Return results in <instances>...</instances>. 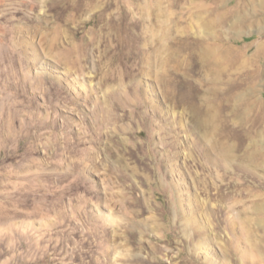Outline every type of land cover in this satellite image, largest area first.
<instances>
[{
    "label": "rangeland",
    "instance_id": "374dc122",
    "mask_svg": "<svg viewBox=\"0 0 264 264\" xmlns=\"http://www.w3.org/2000/svg\"><path fill=\"white\" fill-rule=\"evenodd\" d=\"M197 2L0 0V264H260L264 171L224 164L192 109L207 48L250 55L264 29L211 37Z\"/></svg>",
    "mask_w": 264,
    "mask_h": 264
},
{
    "label": "bare ground",
    "instance_id": "6f19581e",
    "mask_svg": "<svg viewBox=\"0 0 264 264\" xmlns=\"http://www.w3.org/2000/svg\"><path fill=\"white\" fill-rule=\"evenodd\" d=\"M205 1L209 2L210 6L204 0H199L197 2V9L198 14L199 12L202 13L201 15L208 14L206 21L202 24V28L208 31L211 37L218 33L223 34L229 29L243 27L244 25L255 27L257 31L264 29V0H236L234 4H231L232 0ZM248 5L251 7L256 5L259 8L256 7L258 10L254 9V13L248 10L246 12L245 8ZM192 7L194 8V6ZM252 14L257 15V18L251 19L250 15ZM232 17H235V19L229 21ZM241 34L238 33L239 36ZM236 49L232 46L212 45L207 48V53L200 57V60L206 62L208 65L205 71L209 73L211 77L209 82L213 86L205 90L206 93L203 94L201 100L199 99L201 103L192 109L193 113L190 112L196 126L199 128L206 127L210 123L216 124L215 130L225 139L221 146V157L224 164L229 165L231 163L234 165L237 162L236 164L239 168L251 166L263 169L264 171V150L257 148L253 142L252 144L245 145V141L249 139L250 131L261 123H264V66L261 67V65L257 64L259 57H264V39L256 45L255 51L250 55H247L246 49L241 51ZM233 59H238L239 63L236 64ZM247 64L250 67L244 70L243 73L240 72V68H244ZM238 72L242 73L244 79L234 86L230 84L231 81H228ZM220 83H225V86H218ZM238 90L240 91L237 92ZM226 118L229 120H225ZM192 159L194 158L192 157ZM230 208L231 212L236 211L237 220H233L235 224L238 223L244 225V227H249L252 222H262L258 217L252 218L251 215L252 213L257 214L259 212L258 203H254L250 207L251 211L244 203L236 199L231 203ZM222 210H225V208L221 206L216 211L220 213ZM217 212L215 213L217 214ZM228 221L224 220L221 223H228ZM253 239H251L252 242L255 241ZM249 242L252 243L251 241ZM249 242L247 243L251 246ZM255 244L257 243L255 242ZM254 245L252 244V246ZM254 247L255 251L256 245ZM257 250H259V253L258 251L256 252L258 253V255L256 254V260L260 264H264V252L261 253L258 247ZM261 251L263 250L261 249Z\"/></svg>",
    "mask_w": 264,
    "mask_h": 264
}]
</instances>
